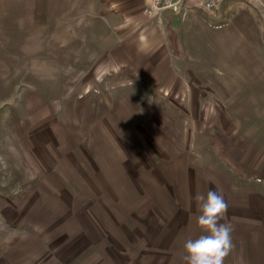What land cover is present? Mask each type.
I'll use <instances>...</instances> for the list:
<instances>
[{
	"label": "rangeland",
	"instance_id": "374dc122",
	"mask_svg": "<svg viewBox=\"0 0 264 264\" xmlns=\"http://www.w3.org/2000/svg\"><path fill=\"white\" fill-rule=\"evenodd\" d=\"M25 3L0 0V264H186L210 190L224 264H264V0L168 10L164 36Z\"/></svg>",
	"mask_w": 264,
	"mask_h": 264
},
{
	"label": "clouds",
	"instance_id": "9594fccd",
	"mask_svg": "<svg viewBox=\"0 0 264 264\" xmlns=\"http://www.w3.org/2000/svg\"><path fill=\"white\" fill-rule=\"evenodd\" d=\"M195 199L200 213L197 224L206 234L186 241L183 259L186 264H224L233 248L231 225L221 222L227 211V202L222 194L212 190L206 197L197 194Z\"/></svg>",
	"mask_w": 264,
	"mask_h": 264
},
{
	"label": "crops",
	"instance_id": "0c3cea01",
	"mask_svg": "<svg viewBox=\"0 0 264 264\" xmlns=\"http://www.w3.org/2000/svg\"><path fill=\"white\" fill-rule=\"evenodd\" d=\"M99 4L102 5V9H105L108 13H111L116 18V21H120L124 23L121 28H126L130 30V32L143 29V20H137L136 16H134V12L136 9L140 10L144 18L148 21L153 22V26H151V32L154 34H159L164 36L163 29L170 27L174 21V14L168 11H163L158 18L150 19L146 16L144 9L148 4L149 0H96ZM32 2L34 0H26V5L32 6ZM121 12L124 17L121 19ZM173 19V20H172ZM173 26V25H172ZM150 27V26H149ZM171 28V27H170ZM155 34V35H156ZM167 34V33H166ZM168 35V34H167ZM144 55L147 54V50H144ZM148 56V55H147ZM264 221V213L261 212V216L258 217ZM248 221V219H244Z\"/></svg>",
	"mask_w": 264,
	"mask_h": 264
},
{
	"label": "built area",
	"instance_id": "2783aa9c",
	"mask_svg": "<svg viewBox=\"0 0 264 264\" xmlns=\"http://www.w3.org/2000/svg\"><path fill=\"white\" fill-rule=\"evenodd\" d=\"M224 0H149L144 12L150 19L160 16L163 11H175L187 14L191 8L216 14Z\"/></svg>",
	"mask_w": 264,
	"mask_h": 264
}]
</instances>
